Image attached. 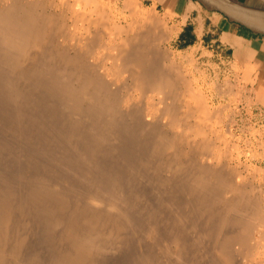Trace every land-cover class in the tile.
<instances>
[{"label":"bare ground","instance_id":"1","mask_svg":"<svg viewBox=\"0 0 264 264\" xmlns=\"http://www.w3.org/2000/svg\"><path fill=\"white\" fill-rule=\"evenodd\" d=\"M99 1L0 0V264H264L214 99L156 13Z\"/></svg>","mask_w":264,"mask_h":264},{"label":"rangeland","instance_id":"2","mask_svg":"<svg viewBox=\"0 0 264 264\" xmlns=\"http://www.w3.org/2000/svg\"><path fill=\"white\" fill-rule=\"evenodd\" d=\"M99 4L105 5L103 7L115 23L126 27L133 24L130 4L144 13H156L163 22L160 31L166 37L161 40L165 55L182 64L205 96L214 99L212 110L217 112V117L211 120V125L217 131L218 154L226 157L224 161L228 167L241 173L246 181L250 180L249 184L264 186V92L253 88L249 74L216 54L174 49L169 14L142 6L136 0H101Z\"/></svg>","mask_w":264,"mask_h":264},{"label":"crops","instance_id":"3","mask_svg":"<svg viewBox=\"0 0 264 264\" xmlns=\"http://www.w3.org/2000/svg\"><path fill=\"white\" fill-rule=\"evenodd\" d=\"M171 17V45L178 51L196 49L227 60L250 76L251 85L264 92V36L231 22L196 0H136ZM264 15V0H231Z\"/></svg>","mask_w":264,"mask_h":264},{"label":"water","instance_id":"4","mask_svg":"<svg viewBox=\"0 0 264 264\" xmlns=\"http://www.w3.org/2000/svg\"><path fill=\"white\" fill-rule=\"evenodd\" d=\"M211 11L225 15L231 22L264 36V15L231 0H196Z\"/></svg>","mask_w":264,"mask_h":264}]
</instances>
